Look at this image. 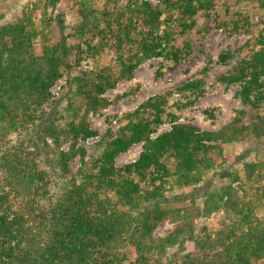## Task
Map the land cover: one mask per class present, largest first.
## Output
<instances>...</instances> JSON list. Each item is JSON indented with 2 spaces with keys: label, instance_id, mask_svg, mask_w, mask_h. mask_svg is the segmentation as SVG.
I'll return each mask as SVG.
<instances>
[{
  "label": "trees",
  "instance_id": "trees-1",
  "mask_svg": "<svg viewBox=\"0 0 264 264\" xmlns=\"http://www.w3.org/2000/svg\"><path fill=\"white\" fill-rule=\"evenodd\" d=\"M57 1L33 0L13 22L0 13V264L264 261V215L255 211V201L264 202V158L241 153L239 167L217 173L227 184L168 197L172 189L196 190L227 145L264 139V18L252 21L240 0H76L77 22L65 32L64 15H53ZM252 1L264 9V0ZM212 11L227 34L248 36L218 77L225 88L239 86L244 108L215 130L180 122L178 112L204 93L203 79L188 80L176 89L181 99L155 94L123 113L90 154L82 145L96 135L88 115L109 105L106 90L148 59L161 58V74L186 58ZM82 61L89 67L66 82L74 86L63 110L50 109V87ZM167 122L169 130L151 136ZM138 142L139 157L116 166V156ZM75 156L80 167L72 174ZM171 197L189 205L173 208ZM219 210L217 222L198 223ZM166 218L172 228L156 236Z\"/></svg>",
  "mask_w": 264,
  "mask_h": 264
},
{
  "label": "rangeland",
  "instance_id": "rangeland-1",
  "mask_svg": "<svg viewBox=\"0 0 264 264\" xmlns=\"http://www.w3.org/2000/svg\"><path fill=\"white\" fill-rule=\"evenodd\" d=\"M75 1L58 0L56 8L53 11V15L57 12L64 15L67 26L65 32H68L77 22L78 5ZM92 1L99 6L102 0ZM125 1L121 0L120 2L124 3ZM147 1L156 4L160 0ZM240 1L241 3L239 5L249 13L252 21L255 22L259 18H264V9L258 8L252 0ZM32 2L33 0H0V13L3 14L6 22H13L19 17L23 8H31ZM221 12L222 8H218L215 11V13ZM215 13L212 11L211 16L205 22L204 26L208 28V32L198 34L195 38L191 39L193 44L191 53L179 63H169L168 66L162 67L161 74H157V70L160 68L161 58L148 59L133 70L130 78L121 79L113 88L106 90L102 96L108 99L109 105L97 113L90 112L88 115L89 126L96 132V135L87 138L82 145L87 147L90 154L96 156L100 152V147L97 146V143L108 128L116 129L118 127L123 113L132 111L146 98L155 94H163L170 91L171 94L168 97L169 103L177 101L178 98L181 99L176 89L188 80L203 79L205 83L203 86L204 93L199 95L197 100L191 104H187L178 112V121L194 124L201 130H215L231 121L237 110L244 108L239 98L235 95L239 86L230 85L225 88L219 82L218 77L225 73L232 65L235 60L232 55L237 52L248 36L244 34H227L222 28L215 25L213 21ZM39 14L40 12L37 11L36 15ZM199 27H201V24H199ZM88 67V63L82 61L78 66L70 69L68 74L63 75L54 82L50 87V93L51 99L55 104L50 109L57 107L63 110L66 98L72 95L74 86L72 84L71 87H68L67 83H72V77L86 70ZM58 85L60 87L56 94L53 90L55 91ZM246 110L248 111L247 108ZM248 114H250L248 117H251L250 111H248ZM169 129L170 123H163L151 136H155L157 133ZM50 141L48 139V143ZM13 142L14 134H11L7 144ZM68 145V142L62 144L61 149L66 150ZM141 150L142 142L132 144L126 151L116 156V166H123L135 161L139 157ZM44 153L47 155L45 149ZM241 153H245V158L251 161L264 158V139H251L227 145L224 151V160L217 159L216 167L207 173L203 182L196 187V190H193L194 187L190 186L183 187L182 190L176 188L172 189V194H169L168 197L178 194L181 191L190 190L199 194L202 186L219 188L227 184L229 182L227 178H220L217 173L225 168L232 169L233 167H239L240 165L235 163V157ZM68 166L72 174L77 173L80 167L79 157H73L69 161ZM239 173H242L241 170ZM232 185L236 186V182ZM52 189L54 188L52 187ZM199 197V195L196 197V202L201 205V198ZM169 199L172 200L170 204L173 208L189 205L190 201L187 198L183 200L182 197L179 202L174 201L172 197ZM262 203L255 201V211L260 216L264 215V204ZM222 215V211L219 210L210 216L200 218L198 223L212 225L214 222L220 220ZM171 228L172 224L170 219L166 218L158 225L155 234L156 236H163ZM128 255H130V252H128ZM127 263L128 261L125 260L122 264ZM251 264H264V261H252Z\"/></svg>",
  "mask_w": 264,
  "mask_h": 264
},
{
  "label": "built area",
  "instance_id": "built-area-1",
  "mask_svg": "<svg viewBox=\"0 0 264 264\" xmlns=\"http://www.w3.org/2000/svg\"><path fill=\"white\" fill-rule=\"evenodd\" d=\"M59 87H60V85H58V86L56 87V90H55V91L53 90V92L57 94V92H58L57 90H59Z\"/></svg>",
  "mask_w": 264,
  "mask_h": 264
}]
</instances>
